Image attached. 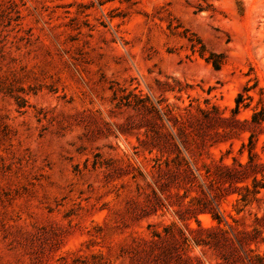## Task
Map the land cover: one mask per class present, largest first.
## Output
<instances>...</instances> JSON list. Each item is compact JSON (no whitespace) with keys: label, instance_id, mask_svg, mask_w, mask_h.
Returning a JSON list of instances; mask_svg holds the SVG:
<instances>
[{"label":"rangeland","instance_id":"1","mask_svg":"<svg viewBox=\"0 0 264 264\" xmlns=\"http://www.w3.org/2000/svg\"><path fill=\"white\" fill-rule=\"evenodd\" d=\"M190 37L222 54V68ZM164 82L186 90L162 92ZM246 86L240 119L264 107V0H0V264H131L153 230L185 228L175 209L196 192L183 197L182 186L166 190L173 206L147 214L157 152H136L143 129L120 133L135 112L115 97L209 99L229 116ZM248 136L220 139L201 160L246 161ZM263 146L264 133V160ZM236 198L221 204L229 221L264 215V189L240 214ZM186 254L219 264L211 249L191 244Z\"/></svg>","mask_w":264,"mask_h":264},{"label":"trees","instance_id":"2","mask_svg":"<svg viewBox=\"0 0 264 264\" xmlns=\"http://www.w3.org/2000/svg\"><path fill=\"white\" fill-rule=\"evenodd\" d=\"M189 40L191 49L214 69L222 68L225 63L222 54L208 52L198 37ZM198 44H201L199 48ZM166 84L160 83L162 92L186 90L184 87L165 89ZM250 89L246 86L238 93L229 116L209 99H205V107L195 104V100L180 107L167 103L163 97L152 99L134 93L115 97L117 108L126 107L135 112L118 125L120 133L143 129L145 137H138L141 149L136 152H157L153 159L156 188L152 189V199L146 205L147 214L173 206L166 193L171 185L184 187L183 197H188L190 191L196 192L186 207L175 209L185 228L172 222L161 231L153 230L144 247H136L131 264H193V258L186 254L191 244L213 250L219 264H264V215L250 213L252 220L247 223L245 216L229 214V221L221 210L222 202L236 194L235 210L240 214L246 206L259 200L258 195L264 189V160L256 151L260 135L264 133V107L254 108L250 118L238 117L242 108L251 105L252 96L245 95ZM244 130L249 132L247 142L241 147V153L247 150L246 161L233 157L228 163L224 156L210 162L201 160L206 150L220 139ZM202 213H209L215 224L204 226L199 218ZM192 219L196 227L190 226Z\"/></svg>","mask_w":264,"mask_h":264}]
</instances>
